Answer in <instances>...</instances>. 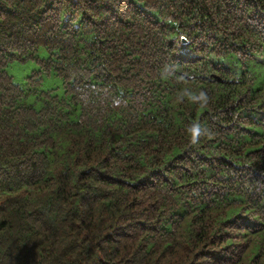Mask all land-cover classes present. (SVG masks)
<instances>
[{
    "label": "trees",
    "instance_id": "1",
    "mask_svg": "<svg viewBox=\"0 0 264 264\" xmlns=\"http://www.w3.org/2000/svg\"><path fill=\"white\" fill-rule=\"evenodd\" d=\"M0 264H264V0H0Z\"/></svg>",
    "mask_w": 264,
    "mask_h": 264
},
{
    "label": "rangeland",
    "instance_id": "2",
    "mask_svg": "<svg viewBox=\"0 0 264 264\" xmlns=\"http://www.w3.org/2000/svg\"><path fill=\"white\" fill-rule=\"evenodd\" d=\"M38 55L41 58L49 56V52L46 48H41L38 51ZM37 68L36 63L30 60L26 63L14 62L8 67L9 73L14 77L15 82L24 84L26 78L31 75V72ZM62 88V81L58 78H48L45 81V88Z\"/></svg>",
    "mask_w": 264,
    "mask_h": 264
}]
</instances>
